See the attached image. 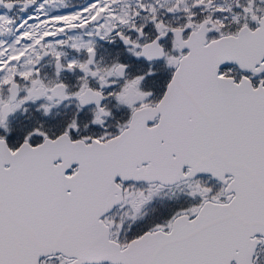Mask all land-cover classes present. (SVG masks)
<instances>
[{
    "label": "snow or ice",
    "instance_id": "1",
    "mask_svg": "<svg viewBox=\"0 0 264 264\" xmlns=\"http://www.w3.org/2000/svg\"><path fill=\"white\" fill-rule=\"evenodd\" d=\"M0 264H264V0H0Z\"/></svg>",
    "mask_w": 264,
    "mask_h": 264
}]
</instances>
